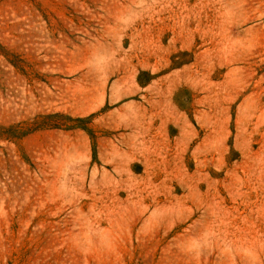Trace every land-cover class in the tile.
<instances>
[{"label":"rangeland","instance_id":"rangeland-1","mask_svg":"<svg viewBox=\"0 0 264 264\" xmlns=\"http://www.w3.org/2000/svg\"><path fill=\"white\" fill-rule=\"evenodd\" d=\"M0 264H264V0H0Z\"/></svg>","mask_w":264,"mask_h":264}]
</instances>
